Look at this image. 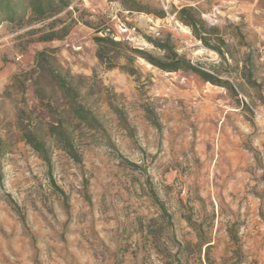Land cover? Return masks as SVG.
Segmentation results:
<instances>
[{"label":"rangeland","instance_id":"1","mask_svg":"<svg viewBox=\"0 0 264 264\" xmlns=\"http://www.w3.org/2000/svg\"><path fill=\"white\" fill-rule=\"evenodd\" d=\"M139 1L165 10L162 0ZM167 2L169 14L158 17L129 13L118 0H71L43 22L27 14L0 24V264H264V0ZM182 6L220 30L230 45L225 59L177 18ZM55 18L73 22L70 33L38 41L36 31ZM77 19L104 21L121 40L158 55L146 36L170 32L180 53L218 71L238 94L140 57L134 74L107 68L96 57L95 29ZM45 48L85 76L82 93L97 75L86 101L116 145L85 130L77 160L49 140L50 170L19 123L21 110L40 118L39 99L31 81L22 89L14 77L33 68ZM250 49L255 84L241 74Z\"/></svg>","mask_w":264,"mask_h":264},{"label":"trees","instance_id":"2","mask_svg":"<svg viewBox=\"0 0 264 264\" xmlns=\"http://www.w3.org/2000/svg\"><path fill=\"white\" fill-rule=\"evenodd\" d=\"M118 1L123 10L129 13L145 12L158 17L166 15L165 10L151 9L150 6L144 5L139 0ZM70 3L71 0H0V24L5 21L22 22L27 14L31 20L43 22L62 13L69 7ZM176 13L177 18L189 27L194 37L206 47L218 52L223 59L226 58V54H230V45L220 30L217 27L208 26L197 9L193 6H182L176 10ZM78 20L95 29L96 34L93 36V41L97 45L96 57L107 68L119 67L122 71L134 74L133 62L140 57L163 71L194 73L205 81L227 88L232 95L238 94V88L228 79L223 78L218 71L205 69L198 62L180 53L177 50L174 36L170 32L161 38L146 36V39L161 52L158 55L145 49L133 47L125 40H116L110 28L103 26L104 21L94 22L87 19H77L76 21ZM72 25L73 22L67 24L65 20L55 18L49 23L47 30L36 31L40 32L37 40L46 42L63 39L70 33ZM244 44L247 45V43ZM51 52H54V49L45 48L38 51L33 68L25 71L22 75L14 76L15 79H18L22 89L26 87V80L31 81L33 93L39 99L42 112L40 118L33 119L29 115H25V110H21L24 115L19 118V123L23 140L48 164L49 170L52 168L49 140L77 160H79V154L76 142L85 130L105 140V145L108 148L116 147L107 129L86 101L97 82V75L93 74V83L86 92L82 93L81 82L86 79L85 76L74 75L69 69L59 65ZM121 58H124L126 63L119 64L118 60ZM243 61L242 77L247 83L255 84L256 81L252 77L253 71L248 65L252 62L251 49L246 53ZM20 76L24 77L23 81L19 79ZM112 106L115 112L119 114L121 121L125 123L126 118L123 112L113 103ZM145 111L147 118L158 127L159 123L155 118L154 111L149 106L145 107ZM3 148L4 146L0 143V160ZM126 162L133 167H138L136 163ZM160 204L161 210L167 214V209L162 203ZM229 232L232 238L234 235L231 231ZM209 243V241L204 243V245L207 244V249L211 246Z\"/></svg>","mask_w":264,"mask_h":264},{"label":"built area","instance_id":"3","mask_svg":"<svg viewBox=\"0 0 264 264\" xmlns=\"http://www.w3.org/2000/svg\"><path fill=\"white\" fill-rule=\"evenodd\" d=\"M162 5L165 9V11L167 12V14H169V11H168V2L167 0H162ZM176 15V13L172 16V18H174V16ZM211 20H214V18H216V14L215 13H210L209 15H207ZM127 30V29H126ZM113 37L116 39V40H121V38L119 36H117L116 34L113 33ZM127 39H130V40H134V38H131V37H128L127 36ZM139 48V47H137ZM21 56H18L17 59H20Z\"/></svg>","mask_w":264,"mask_h":264}]
</instances>
